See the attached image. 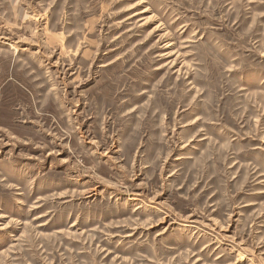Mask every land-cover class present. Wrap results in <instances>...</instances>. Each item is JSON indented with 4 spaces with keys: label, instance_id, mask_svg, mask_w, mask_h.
I'll return each instance as SVG.
<instances>
[{
    "label": "rangeland",
    "instance_id": "374dc122",
    "mask_svg": "<svg viewBox=\"0 0 264 264\" xmlns=\"http://www.w3.org/2000/svg\"><path fill=\"white\" fill-rule=\"evenodd\" d=\"M0 264H264V0H0Z\"/></svg>",
    "mask_w": 264,
    "mask_h": 264
},
{
    "label": "bare ground",
    "instance_id": "6f19581e",
    "mask_svg": "<svg viewBox=\"0 0 264 264\" xmlns=\"http://www.w3.org/2000/svg\"><path fill=\"white\" fill-rule=\"evenodd\" d=\"M190 42V41H189Z\"/></svg>",
    "mask_w": 264,
    "mask_h": 264
}]
</instances>
